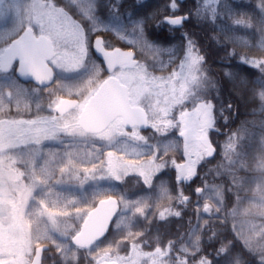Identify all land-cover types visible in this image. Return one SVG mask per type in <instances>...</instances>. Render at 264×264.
<instances>
[{
    "label": "snow or ice",
    "instance_id": "snow-or-ice-1",
    "mask_svg": "<svg viewBox=\"0 0 264 264\" xmlns=\"http://www.w3.org/2000/svg\"><path fill=\"white\" fill-rule=\"evenodd\" d=\"M79 2L82 6L85 4V0ZM133 4L142 6L139 9L140 17H133L131 5L126 11L129 23L140 30L139 36L143 48L154 54H170L168 64L160 62L161 67L176 65L167 81L161 82L160 78L150 75L147 71L149 67L147 59L141 63L135 58L140 55L139 53H134L133 50L122 51L119 47L111 48L103 34L94 31L92 27L86 29L82 26L85 17L99 23L91 0H87V5L82 7L79 18L70 14L66 7L58 6L55 0H31V8L27 15L11 23L4 21L6 14L0 11V74H2L0 76V138L38 144L44 138H50L61 130V120L64 121L63 130H69L68 121L64 120L65 115L74 107L83 109L86 104H77L76 101L66 99L63 95H56L47 105L52 113H59V116L35 114V118L25 120L13 118L11 114L15 113L17 116L29 114V101H40L45 93L48 97H52L55 93L75 96L87 92L86 102L101 101L105 97L119 101V107L113 109L107 119L98 127L90 129L94 134L112 139L117 133L128 134L127 129L130 127L132 129L130 135L134 139L143 140L140 130L144 128L151 127L163 137L176 130V135L183 141L184 157L182 163L174 162L177 182L184 185L198 175V166L202 164L204 158H214L217 153L208 134L215 125V105L207 101L195 104V100L198 99L196 90L202 82V68L207 62V57L200 54L201 50L196 48L190 33L181 32L183 39L171 45L154 43L146 36V28L153 26L156 29L166 27L168 34L174 35V30L188 21L193 13L189 9L186 16L175 15L179 7L177 0L164 4L153 0H133ZM246 5L250 7L244 8L247 11L243 15L249 17L253 23L259 22L258 30L262 37L260 50L264 52V0H255L254 3ZM192 6L199 10L200 5L197 0H193ZM222 8L229 13L232 12V7L227 3L222 4ZM168 9L172 11L169 13ZM109 12L114 16L117 15L112 13L111 9ZM243 23H245L244 19L236 20L237 29ZM93 35H95L94 42ZM226 38L231 39V37ZM185 39L187 43H184ZM236 56L233 51L221 58V62L225 59L229 61L224 66V79L229 81L233 88L242 85L240 87L242 92L250 93L253 101L258 96L259 101L264 104V57L250 58L241 55L237 61ZM243 66L254 71L246 72ZM85 68L89 70L78 80L60 78L61 73H77ZM105 72L108 75L100 80L102 73ZM23 78H31L35 83L24 87ZM50 84L53 87H49ZM257 88L260 89L258 94ZM145 97L155 98V102L149 106L153 117L151 121L145 111L137 107ZM189 102H193L194 107L190 110H182L176 115V109L184 108ZM13 108H15L14 112ZM37 108L43 111L39 103ZM261 141L264 142V132L261 133ZM237 145L238 139L230 136L224 145L226 158L232 160ZM109 163L112 167H119L113 165L112 161ZM163 167V164L149 161L139 167V174L145 184L150 185L153 176ZM257 168L259 174L251 181L256 184L255 189L251 188L248 178L237 177L234 172L232 180L238 201L242 202L247 198L240 196L244 191L252 192V200L258 198V202L251 206L257 209L256 213L253 214L248 208L244 210V214L252 215L253 220L258 216L261 222L257 224L249 220L247 229L239 230L234 223L231 230L225 227L219 236L214 234L208 239L209 242L214 239L219 242V247L214 250L215 255L227 254L225 264H231V257L234 254L247 257L243 264H264V157L258 162ZM193 191L201 196L212 189L205 186L196 187ZM180 193L181 204L190 200L189 196H183L182 188ZM214 198L217 207L213 215L219 217L226 208L223 203L225 193L216 187ZM136 211L140 212L142 208L138 207ZM211 211L212 207L205 203L203 213ZM231 215L235 219L239 213L233 209ZM180 216V212L175 213V217ZM227 222L226 213L223 224L227 225ZM195 227L198 228L199 225ZM226 231L231 233V239L224 235ZM203 241V236L199 235L192 241L191 248L182 249L183 254H178V264H191V262L214 264L208 255L200 254L204 247ZM237 245L239 252L233 250ZM156 251L159 256L152 261V264H160L161 256L171 254L170 250L166 253L160 252L159 249ZM100 264H107L103 257L100 258Z\"/></svg>",
    "mask_w": 264,
    "mask_h": 264
},
{
    "label": "trees",
    "instance_id": "trees-1",
    "mask_svg": "<svg viewBox=\"0 0 264 264\" xmlns=\"http://www.w3.org/2000/svg\"><path fill=\"white\" fill-rule=\"evenodd\" d=\"M55 1L72 11L66 0ZM153 2L164 4L170 3L171 0H153ZM254 2L255 0H218L215 22L212 23V21H210L209 24L205 23L204 26H202L199 17L197 18L192 15V17L185 22L183 29L174 30V35L168 34L166 27L162 29H156L154 26L146 28V33H148L150 40L154 43L163 45L175 44L177 41L182 40L183 37L180 35L181 32L190 33L191 39L195 41L198 50H201L200 54L206 55L207 57V62L204 64L203 68L209 76L213 77L215 82L216 89L213 90L209 96L215 105V130L210 131V137L217 149V154L214 158H205V160H203L202 164L198 166V175L194 177L189 184L186 186L178 185L179 188H177V182L174 178V171L172 169L173 161H178L183 158L179 146L175 147V142H177L178 139L175 135V131H171L167 136L174 138L175 141H171V144L168 143L165 146L160 145L159 139H165L166 137L159 136L156 132H153L148 141L152 142L149 146H144L143 152L137 155L125 154L122 149L116 148L114 145L108 143V141L97 139L93 134L84 133L77 124L76 116L78 111L75 107L65 115L64 120L70 122V125L75 124L72 130L81 131L83 138L72 137L69 133L70 131L63 130L64 121L61 120V130L54 134V139L52 141H43V152L42 154L40 153L38 160L33 162V165L31 163V169L27 171L28 176H32L33 174L36 179L43 178V189L47 191L46 193H51L54 190L61 189V180H63L64 175L65 177L73 175L69 177L75 180L73 181L70 179L68 188L71 190L75 202L70 207L72 209L82 210L83 213L81 216L84 215L85 209L92 205L99 197L112 195L119 198L120 186H122V190L120 189V191L123 193L137 192L136 196H138V201L142 197L148 196V203L142 207V211L139 217L137 216L135 224L131 222V226L124 231V236L121 238L120 243L118 242L122 252L127 251L128 243L131 241L135 245L140 244L147 249H160L165 253L170 250V255L160 257V264H178V254H183L181 247L186 244L187 248H191L186 242L188 235L193 234L195 237L202 235L204 247L200 254L208 255L214 264H225L227 254L223 256L215 255L214 250L216 247H219V242L215 239L209 242L208 239L209 237H213L214 234L219 236L225 227L229 230L232 229L233 221L229 215L227 225L223 224L224 216L226 213L228 214L229 210L232 211L236 209L238 212H244L245 209L250 208L251 212L255 214L257 209L251 206L258 202V198L257 200H252V192L244 191L240 193V196L242 198H247L243 199L242 202L238 201L236 199L237 193L236 188L233 186L232 176L234 172L237 177L248 178L251 183L252 179L259 174L257 164L260 159L264 157V142L261 141V133L264 132V104L259 101L258 96L257 99L253 101L250 93L246 91L242 92L240 88L242 85L233 88L232 84L224 79V66L229 63V61L225 59L221 62L222 57H225L227 53L233 51L237 54V61L241 55H246L250 58L264 57V52L260 50L262 37L258 30L259 22L253 23L249 17L243 15V13L247 11L244 8L250 7L246 4ZM192 3L193 0H177L179 7L175 11V15L188 13L189 9H191L193 13L194 7ZM224 3L232 7L231 13L222 8V4ZM130 5L132 6L133 14L139 18L141 15L139 9L142 6L134 5L133 0H119L114 6H111V8L117 9L116 13L120 14L124 13ZM107 10H109L107 5L101 4L98 6L95 13L100 12L101 16ZM171 11V9H168L169 13ZM143 15L146 17V13ZM74 16L78 18L77 14ZM238 19H244L245 23L241 24L237 29L235 21ZM104 30L105 29H100L96 31L104 36L113 38L112 30ZM226 37H231V39ZM113 41V45L129 47L122 43V40L118 37L116 39L114 38ZM184 43H187L186 39ZM174 51L175 49L173 48V52ZM169 56V53L163 55V57H168V60L164 62L165 65L168 64ZM175 67V64L167 67H161L160 63L154 64V66L149 64L147 71L150 75L160 78V81L163 82L169 79ZM243 68L246 72L254 71L248 69L247 66H243ZM104 76L105 73H102L100 80H102ZM256 91L258 94L260 89L257 88ZM57 95H63L64 97L78 100L83 98L85 93L75 96L64 95L62 93ZM55 96L56 95L48 97L46 93L44 94L42 99L44 104L41 106L43 111L41 112L40 109H37L38 112L42 113L40 115H53L47 108V105L50 99H54ZM161 100H163V97H161ZM154 102L155 98L145 97L140 104L146 110L149 121L153 119L149 106ZM177 111L178 109H176V113ZM11 115L14 116L16 114ZM22 116L30 118L35 116V114H23ZM72 117L75 118L73 123L71 122ZM141 131L148 134L150 127L144 128ZM230 136H232L233 139H238L237 151L233 154L232 160L228 158L225 159L226 166L220 169L219 166H216V162L223 161L220 158L221 149ZM119 137L127 140L123 136ZM147 144L144 143L142 145ZM67 147H71L73 152L66 159H59L58 154L52 159L48 153L51 149L62 151ZM110 151L119 156L121 155L129 161L136 162L135 164H128V169L133 165L135 169L136 164L144 165L149 161H153L155 164H163L164 167L159 173L153 176L154 178L150 185L145 184L141 177L137 175V172H131L129 175H126V177H123L122 180L117 181L115 178H112V167H108L109 165H107V161L105 160V157H107ZM87 183L96 185L95 188L99 194L96 193L93 197L89 198H81L80 193L86 190ZM208 184H220L223 188L222 192L225 193L223 203L226 205V208L221 212L219 217L213 215L217 207L216 200L209 199L205 196L206 192L198 196L193 191L196 187H205ZM162 185L165 186L164 189L166 191H161V193L158 194V191L152 190L157 187L158 190H160ZM181 188L183 189V195L190 197V200L184 204L180 203ZM251 188L255 189L256 184L251 183ZM48 198V195H43V200L46 202L47 209L55 210L53 206L56 201L55 203H51L48 201ZM205 203H208L212 207L211 212L203 213ZM176 212H180L181 216L175 217ZM162 213H164V215H162ZM54 214H56L55 216L60 220H63L62 217L64 216L62 215L64 213L58 212ZM49 215L52 214L50 212L46 213V216L42 217L34 227H31L30 233L33 235L31 243L32 246L38 243L48 244V249L43 253V264H63V256L62 252L58 251L55 232L52 231V226L49 225L51 219L50 222L47 219ZM124 215L128 217L129 214L125 213ZM69 217L67 221L72 223V229L69 231V235H72L79 228L80 224L77 219L73 218V214H70ZM118 217L119 216H117L114 221H116ZM248 217L251 218L253 216L249 215ZM196 225H199V227L196 228ZM113 226L109 230L107 238L113 234ZM224 235L228 236V239H231L230 232L226 231ZM113 245V242L108 241L105 246L110 247ZM101 247H104L103 242L97 244L98 249H101ZM233 250L239 252L238 245L235 246ZM246 259V256L241 257L234 254L231 257V264H238V261L240 264H243ZM145 261H140V264H143ZM81 263L83 264V258L79 259L74 264Z\"/></svg>",
    "mask_w": 264,
    "mask_h": 264
},
{
    "label": "rangeland",
    "instance_id": "rangeland-1",
    "mask_svg": "<svg viewBox=\"0 0 264 264\" xmlns=\"http://www.w3.org/2000/svg\"><path fill=\"white\" fill-rule=\"evenodd\" d=\"M118 1L119 0H91L95 8V12L98 6L102 4V5H107L108 9H111L112 13L117 12V9L113 7L111 8V6H114L115 3ZM55 2L57 3L58 6H61L57 1ZM66 2L70 6L73 12L68 8H66V10H68L72 15L77 14L78 18L82 7L87 5V0H85V4L83 6L80 4L79 0H66ZM197 2L199 3L200 7L199 10L194 8L193 16L197 18L199 17V19L201 20L200 22L201 25L204 26L205 23L209 24L210 21H212V23L215 22V17L217 16L218 0H197ZM30 8H31V0H2V2H0V11H3L6 14L4 17V21L7 23L15 22L19 17L26 16ZM95 12L94 14L97 16L99 23L91 21L87 17H85L83 22L84 25L82 26H85L86 29L88 27H92L94 31L100 29H110L112 30V32L117 31L119 37L124 40V42L122 43L128 46H130V44H134V47H136L135 49L136 52L140 54L136 58L141 63H143L145 59H147L148 64L154 66V64L160 62L164 63L165 60H168V57L167 58L163 57L165 53L162 55L159 53L154 54L143 48L142 41L139 36L140 30L139 28H134L132 24L129 23L127 11L120 14L116 13L117 15L115 16L112 15L109 12V10H107L101 16H100V12L98 13ZM133 17L137 18L134 14ZM105 26L107 27L105 28ZM146 36L148 39H150L148 33H146ZM196 48L198 49L197 45ZM88 70L89 69L85 68L77 73H68V74L61 73L60 78L65 80L75 81L80 79ZM202 72H203L202 82L200 84L199 89L196 90V95L198 99L195 100V104L204 103L205 101L209 103H213L209 96L210 93H212V91L216 89L214 79L212 76H209L206 73V70L204 68H202ZM0 76H2V74H0ZM23 86L28 87L26 85ZM49 87H53V85ZM81 93L82 94L85 93V95H83V98L78 100L75 98H70V99L76 101L77 104H83L86 100L85 98L87 96V92H81ZM57 94H61V93H55L54 95ZM62 94L67 95V93H62ZM37 103H39L42 106L44 104V101L42 100L29 101V106H30L29 114H35L36 110L38 109ZM193 107H194V103L189 102L184 108H177L178 111L176 115H178L179 112L182 110H190ZM79 109L80 108H76L77 111H79ZM14 111L15 108H13V112ZM53 115L59 116V113H53ZM12 117L16 119H25V120L35 118V116H32L30 118H25L24 116H17V115H14ZM74 119H75L74 117L71 118L72 123L74 122ZM69 123L70 122H68V124ZM74 125L75 124L72 125L69 124V130H65V131H70L69 133L72 137L83 138L81 131L72 130L75 127ZM141 130H140V135L144 137L143 140L134 139L130 135L132 129L127 130L128 134L117 133L114 135L112 139L103 138L96 134H94V137H96L97 139H104L105 141H108V143L114 145L116 148L122 149L125 152V154L137 155L140 152L144 151V146H149L151 144L152 141L148 142L149 138L151 137V134L153 132H156L151 127H150V131H148V134L143 133ZM172 131H175V135H176V130H172ZM157 134L161 136L159 133ZM119 136H123L127 140H124ZM210 136L211 134L209 133V137ZM176 137L178 139L177 142H175L176 145L175 147L179 146L183 154V141L179 139L177 135ZM53 139H54V135L50 138H44L40 143L37 144L31 141H28L27 143H21L19 141L12 139L0 138V264H28L32 253L31 249L33 247L31 243V240L33 239V235L30 233V229L31 227H34V225L37 222H39V220L42 217L46 216V213L50 212L52 214L49 215V217H47L49 222L51 219L49 225L52 226L51 227L52 231H54L55 234H58L60 237L65 238L70 236L69 231L72 229V223L70 221H67L70 218L69 215L73 214V218L77 219L79 221V224H81L88 210L90 209L91 205L85 209L84 215L81 216V214L83 213L82 210L72 209L70 207L75 202V198L72 197V192L68 188V185H70L68 183L70 179H72V177L69 176H73V175H68L67 177H65L64 175L63 180H61L62 181L61 189L54 190L51 193H46L47 191L43 189L44 188L42 184L43 178H37L38 179L37 181V179L33 176V174L32 176L31 175L28 176L27 171L31 169V163L33 165V162L37 161L40 153L42 154L43 152L42 151L43 141L45 140L52 141ZM159 140L161 143L160 145L162 146H165L168 143L171 144V141H175L174 138L172 137H166L165 139H159ZM144 143L146 144L149 143V144L142 145ZM13 144H15V146H13ZM221 150L222 151L220 153V158L223 161L217 163L215 160L216 166H219L220 169L226 166L224 145ZM72 152L73 149L71 147H67L62 151H58L57 149H51L48 151L52 159L57 154L59 156V159H66L67 157L70 156V154H72ZM110 153L111 155H109ZM105 160L107 161V165H109L108 167H112V165H110L109 163L110 161H112L113 165H119V167H112V171H111L112 178H115V180L120 181L123 179V177H126V175H129L131 172H137L138 173L137 175H139L143 180V177L139 174V167L142 166L143 164L141 165L136 164L135 169H134V165L128 169L127 168L128 164H133L134 161L131 160L129 161L123 158L121 155L119 156L118 154L113 153L112 151L108 152L107 157H105ZM181 160L173 161L172 169L174 171V178H177V172L174 167V162L176 164H179ZM113 172H115V175H113ZM178 185H180V183L177 182V188H179ZM95 186L96 185L94 184L87 183L86 190L80 193L81 198L93 197L96 193H98ZM206 186L209 189H212V191L206 192L205 195L209 199H215L214 189L216 187H219L221 191L223 189L220 184H208ZM164 187L165 186L162 185L160 190H158V187L152 190L158 191V194H160L161 191H165ZM120 189L122 190V186H120ZM120 189H119V194H120L119 199L122 208L121 211H124L130 216L128 215L127 217L126 215L122 214L118 217V219L115 221V224L113 226V234L108 239V241L113 242L114 245L107 247L105 251L103 249L101 253L96 255V257L94 258V263H99L100 258L103 257L104 261L116 260L119 264H140V261L142 260L144 261L147 260L143 264H152V261L156 259L157 256L159 255V253H157L156 251L157 249H147L144 248L143 245L140 244L135 245L133 242L130 241L128 243V248L126 252H122L120 250L119 243L121 241V238L124 236V231H126L131 226L132 224L131 222H134L135 224V220L137 219V216L139 217L140 215L141 211L137 212L136 209L138 207L142 208L145 206L146 203H148L147 202L148 196H144L138 201L137 200L138 196H136L137 192L123 193L122 191H120ZM43 195H48L49 196L48 201L51 203L53 202L55 203L56 201L55 205L53 206L55 210L47 209L46 202L43 200ZM126 204L128 205L127 207L125 206ZM53 212L64 213L62 215L64 216L62 217V219L66 222L56 217L55 216L56 214H54ZM231 212L232 211L229 210L228 215L231 217L233 224L234 223L236 224V228L238 230L241 228L247 229L248 221L253 220V217L251 218L248 217L249 215L248 216L245 215L244 212H238L239 215H237L236 218L233 219ZM253 222L259 224L261 221L260 218L257 216L255 220H253ZM195 239H196L195 235L190 234L188 235V239L186 242L190 246H192V241H194ZM184 248H187L186 244L181 247V249ZM119 250L120 252H118ZM160 252L162 251L160 250ZM191 264H194V262H191Z\"/></svg>",
    "mask_w": 264,
    "mask_h": 264
},
{
    "label": "water",
    "instance_id": "water-1",
    "mask_svg": "<svg viewBox=\"0 0 264 264\" xmlns=\"http://www.w3.org/2000/svg\"><path fill=\"white\" fill-rule=\"evenodd\" d=\"M186 15L187 14H180L177 16L183 17ZM183 25L184 22L179 28L183 27ZM120 49L122 51L130 50L124 48ZM22 81H31L35 83L31 80V78H23ZM84 104H86V106L80 110L77 122L87 133H94L90 129L98 127L100 123L108 118L113 109L119 107V101L110 97H105L101 101H87ZM137 107L141 108L140 106ZM117 211L118 203L114 197L107 196L97 200L96 204L91 208L85 218L78 233L72 237V243L81 247H88L93 242L103 238L106 235L109 224ZM45 248L46 245H39L36 247L30 264H40L41 253ZM107 264H118V262L112 261L107 262Z\"/></svg>",
    "mask_w": 264,
    "mask_h": 264
},
{
    "label": "flooded vegetation",
    "instance_id": "flooded-vegetation-1",
    "mask_svg": "<svg viewBox=\"0 0 264 264\" xmlns=\"http://www.w3.org/2000/svg\"><path fill=\"white\" fill-rule=\"evenodd\" d=\"M106 30L107 29H105L104 31H106ZM113 34H112V37L113 38H111L110 36H104L105 39L107 40V42L109 43V45L111 46V48L120 47V48H124V49L133 50L135 53H137L136 50H135L136 47H134V44H130L129 47H123V46H119V45H113L112 44V43H114L113 39L114 38L116 39L117 37L120 38L117 31H114ZM94 39H95V36H93V38H92L93 42H94ZM121 40H122V42H124L123 39H121ZM111 48L109 50H111ZM107 75L108 74H106V76ZM22 83H23V85H26V86H29V84H34L31 81H22ZM66 99H68V98H66ZM69 100H71V99H69ZM39 113L36 110L35 114H39ZM211 130H213V129H211ZM209 133H210V131H209ZM182 157H183V154H182ZM183 160H184V157L182 158V160L179 163H182ZM175 179L177 181V178H175ZM190 182L191 181L185 182L184 186H186ZM180 185H183V184H180ZM183 196H187V195H183ZM104 197H106V196H104ZM116 200H117V203H118V211L114 215V217L112 218V220H111V222L109 224L108 231L115 224V221H114L115 218L117 216L122 215V213L125 214L124 211H121L122 208H121V204H120V199L116 197ZM91 208H92V206L90 207V209ZM90 209L88 210V212L90 211ZM80 226H81V224L79 225V228L76 230L77 232L79 231ZM76 231L74 232V234H72V235H70L68 237H65V238L60 237L58 234H55V236H56V244L58 246V251H61L62 252V256H63L62 263L63 264H66V263H68V264H74L76 261H78L79 259H82L83 258V264H100V262L99 263H94V258L96 257V255H98L99 253H101L103 251V249L105 251V249L108 247V246H105L107 244V242H108L107 239H109V237L107 238L108 231H107L106 235L103 238H101V239L93 242L88 247H81V246H78V245H75V244L72 243L71 240H72V237L74 235H76V233H77ZM100 242H103L104 247H101V249H98L97 248V244L100 243ZM39 245H46V248L42 250L41 258H40V264H43V253L48 249V244H45V243H38V244H36V245H34L32 247V249H31L32 250V253H31V256H30V259H29L28 264L31 263L32 257L34 255V251H35L36 247L39 246ZM118 252H120V250ZM80 257H82V258H80ZM112 261H116V260H109V261H106V262H112Z\"/></svg>",
    "mask_w": 264,
    "mask_h": 264
}]
</instances>
